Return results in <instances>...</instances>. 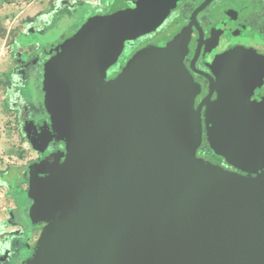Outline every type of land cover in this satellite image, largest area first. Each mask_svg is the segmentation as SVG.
Segmentation results:
<instances>
[{"label":"water","instance_id":"1","mask_svg":"<svg viewBox=\"0 0 264 264\" xmlns=\"http://www.w3.org/2000/svg\"><path fill=\"white\" fill-rule=\"evenodd\" d=\"M134 15L113 7L68 40L46 72L44 104L66 159L45 164L34 184L50 216L26 264H264V170L246 177L193 157L192 91L165 58L142 52L93 92L101 66ZM229 85L216 123L217 151L264 166V117L236 127L252 60H228ZM41 171V170H39Z\"/></svg>","mask_w":264,"mask_h":264},{"label":"rangeland","instance_id":"2","mask_svg":"<svg viewBox=\"0 0 264 264\" xmlns=\"http://www.w3.org/2000/svg\"><path fill=\"white\" fill-rule=\"evenodd\" d=\"M161 1L167 12L191 0ZM251 1L222 5L213 32H225L228 41L254 38L256 28H264V0L254 7ZM114 5L126 7L127 0H0V194L8 198L0 201V264H26L51 219L40 212L33 187L47 173L45 163L62 164L58 148L45 141L48 67L85 16L108 13ZM58 12L65 15L55 18ZM235 16L237 25L231 23Z\"/></svg>","mask_w":264,"mask_h":264},{"label":"flooded vegetation","instance_id":"3","mask_svg":"<svg viewBox=\"0 0 264 264\" xmlns=\"http://www.w3.org/2000/svg\"><path fill=\"white\" fill-rule=\"evenodd\" d=\"M227 1L232 4L237 0H191L177 9L165 12L161 9L164 6L161 0H127V6L123 8L135 18L120 31V42L126 34H132L137 28L148 26L151 29L135 38L124 40L116 58L113 60L111 57L101 66L97 77L99 84L95 87V92L110 84L113 81L109 82L110 78L117 71V78L121 77L138 54H161L173 73L179 76L193 93V141L197 136L198 125L200 128L199 142L193 154L194 160L201 165L236 170L243 176L255 177L264 170V166L237 165L217 151L214 141L216 123L220 118L229 85L228 60L236 55H246L253 63L247 82L242 88L236 114L239 134L245 137L253 110H259L264 117V28H256L254 38L252 34L251 38H241L238 41H228L231 38L225 32L214 33V17H221V6ZM249 4L253 7L258 5L255 0ZM236 17L231 23H236ZM250 20L253 21H248ZM261 25L264 27V23ZM258 30L261 31L259 41L255 39ZM47 115L45 122L47 120L49 123ZM48 123L45 124V141H51L53 146L58 148L63 163L67 153L64 146L66 141L59 138Z\"/></svg>","mask_w":264,"mask_h":264},{"label":"trees","instance_id":"4","mask_svg":"<svg viewBox=\"0 0 264 264\" xmlns=\"http://www.w3.org/2000/svg\"><path fill=\"white\" fill-rule=\"evenodd\" d=\"M69 13V12H68ZM104 14H106L105 12H102V11H97V12H94V14H92V15H88V16H85V17H88V19H86V21H84V23H83V25L81 26V28L88 22V21H90L91 19H93V18H96V17H100V16H103ZM65 14L64 13H62V12H58L57 14H56V16H55V18H58V17H61V16H64ZM81 28H80V30H81ZM79 30V31H80ZM78 31V32H79ZM77 32V33H78ZM118 72V71H117ZM116 72V74L113 76V77H111L110 78V80H109V82L110 81H112V80H115L117 77H118V73ZM96 90H95V88L93 89V92H95Z\"/></svg>","mask_w":264,"mask_h":264},{"label":"crops","instance_id":"5","mask_svg":"<svg viewBox=\"0 0 264 264\" xmlns=\"http://www.w3.org/2000/svg\"><path fill=\"white\" fill-rule=\"evenodd\" d=\"M45 110H46V108H45ZM46 164V163H45ZM5 199L8 201V198L5 196ZM4 194H0V201L1 202H4ZM0 217H2V216H0ZM6 217V216H5Z\"/></svg>","mask_w":264,"mask_h":264},{"label":"snow or ice","instance_id":"6","mask_svg":"<svg viewBox=\"0 0 264 264\" xmlns=\"http://www.w3.org/2000/svg\"><path fill=\"white\" fill-rule=\"evenodd\" d=\"M135 5H133V7H134Z\"/></svg>","mask_w":264,"mask_h":264}]
</instances>
